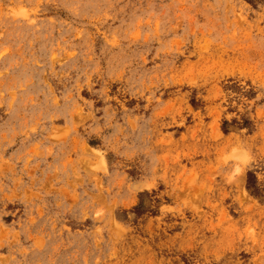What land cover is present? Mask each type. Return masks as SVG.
Segmentation results:
<instances>
[{"label":"rangeland","instance_id":"obj_1","mask_svg":"<svg viewBox=\"0 0 264 264\" xmlns=\"http://www.w3.org/2000/svg\"><path fill=\"white\" fill-rule=\"evenodd\" d=\"M0 264H264V0H0Z\"/></svg>","mask_w":264,"mask_h":264}]
</instances>
